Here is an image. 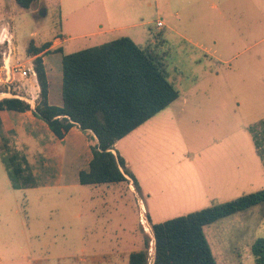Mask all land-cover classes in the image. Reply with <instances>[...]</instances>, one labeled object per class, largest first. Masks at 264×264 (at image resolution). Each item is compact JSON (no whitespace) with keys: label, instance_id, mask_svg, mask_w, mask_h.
<instances>
[{"label":"rangeland","instance_id":"1","mask_svg":"<svg viewBox=\"0 0 264 264\" xmlns=\"http://www.w3.org/2000/svg\"><path fill=\"white\" fill-rule=\"evenodd\" d=\"M122 36L163 43L180 92L117 141L138 184H75L69 167L85 155L67 160L62 176L58 158L37 152L30 158L38 186L15 188L0 149V264H128L147 238L152 263V224L264 188V0H36L28 9L0 0V65L12 46L14 59L30 66L32 39L67 54ZM57 48L44 54L48 63L60 58ZM15 87L34 108L37 79ZM12 117L0 128L1 148L5 136L23 151ZM40 138L45 147L48 134ZM77 142L82 148L84 137ZM205 232L218 264H255L250 248L264 236V202Z\"/></svg>","mask_w":264,"mask_h":264},{"label":"trees","instance_id":"2","mask_svg":"<svg viewBox=\"0 0 264 264\" xmlns=\"http://www.w3.org/2000/svg\"><path fill=\"white\" fill-rule=\"evenodd\" d=\"M25 9L36 0H16ZM165 43V39H162ZM50 41L37 45L31 40L27 52L34 57L40 87L36 106L18 97L0 99L1 111L14 110L33 114L46 122L60 139L77 126L87 134L91 157L87 168L79 171L80 184H116L135 176L126 162L113 150L118 140L168 107L179 97L170 80V56L163 43L140 45L128 36L64 54L60 102H50V84L42 54L49 52ZM97 136V139L95 136ZM3 137L1 155L15 188L38 186L33 166L22 150L12 147ZM264 202V188L194 212L152 224L154 259H149V239L144 247L129 255L128 264H218L207 238L205 227L248 210ZM255 264H264V236L251 245Z\"/></svg>","mask_w":264,"mask_h":264},{"label":"crops","instance_id":"3","mask_svg":"<svg viewBox=\"0 0 264 264\" xmlns=\"http://www.w3.org/2000/svg\"><path fill=\"white\" fill-rule=\"evenodd\" d=\"M57 47H59V43L56 42V43H53L50 48H57ZM13 54H14V52H13ZM44 54H45V52L42 54V57H43L45 65H46L47 75H48L49 84H50V92H49L50 102L59 103L60 102V89H61V84H62V53L61 52L52 53V55L60 54V58L55 59V62L51 61L50 63H48L47 59L45 58V55L47 53L45 55ZM33 59H34L33 56L30 58L28 57L27 62L28 63L29 62L34 63ZM12 60L14 62V60H15L14 57L12 58ZM15 61L19 62V60H15ZM58 69L61 71L59 73L60 81H59V84L56 85V84H53V80H52L51 75H53V72L57 71ZM31 76H34V75L30 74L27 77L20 78V80H22V79L25 80ZM34 77L37 79V75ZM37 82H38V80H37ZM39 91H40V87H39V90L36 92V94L35 93L33 94V96L35 98L38 97ZM10 114H12V116H13L12 118L17 119V120H13V127L18 133V141L25 148V150H23V151L25 152V154H26L29 162L32 164V166L34 164H33V160H31L32 158H30V157H32L35 153H37V152L39 154L44 153V154H47L48 156L52 155V156H55L56 158H58L59 163L61 165V175L63 176V174L66 173L65 168H64V164H67V162H66L67 160H69L71 163H73L85 155L84 156L85 157V159H84L85 163L83 162L82 164L76 165L75 167H69V170H71V172L75 174V175H73L75 177V180L72 183L77 184V182H79V179H77V178H79V176H78L79 171L87 168V166H88V163H89V160L91 157L90 144L91 143L94 144V141H91V143H90V140L88 139L87 134L83 133L77 126L72 127L71 130L66 134V136L64 138L60 139L54 135V133L49 129V127L45 121H43L42 119H40L39 117H37L33 114L32 110H27L25 112H18V111H14V110H11V111L10 110H3V111H1L2 124L5 123V120H6L5 117L9 116ZM29 125L32 128L31 131H29V129H28ZM33 130L38 131V134L41 137L43 134H48L50 140L45 144V147L43 144H40V142H39L41 139L40 136H34L33 135ZM43 132H45V133H43ZM1 134L2 133L0 132V135ZM82 136L84 137V144L81 148V147H79V144L77 142V138H80ZM94 136L97 139L96 135H94ZM1 139H2V137H1ZM117 143L118 142H116L115 149L113 151L116 154L117 153L120 154L118 152V150L116 149ZM0 144H1V142H0ZM55 150H57V153L54 152ZM82 150H83V152H82ZM79 152H81V153H79ZM48 158H50V157H48ZM127 177L129 178V181H127L125 183H129V184L133 183V185H135L134 180L128 175H127ZM121 183H124V182H121Z\"/></svg>","mask_w":264,"mask_h":264},{"label":"built area","instance_id":"4","mask_svg":"<svg viewBox=\"0 0 264 264\" xmlns=\"http://www.w3.org/2000/svg\"><path fill=\"white\" fill-rule=\"evenodd\" d=\"M159 27L164 25L162 20L157 22ZM4 33V32H3ZM2 43L11 44V37L9 35H5L2 39ZM13 48L9 47L8 50L3 53V63L0 65V99L6 97H18L24 99V96H21L19 91H16L15 84L20 80V78L27 77L30 74L36 76V71L34 68V64L30 63V66L24 67L19 62H13ZM141 221L145 224L144 215L141 214ZM155 244V240H154Z\"/></svg>","mask_w":264,"mask_h":264},{"label":"water","instance_id":"5","mask_svg":"<svg viewBox=\"0 0 264 264\" xmlns=\"http://www.w3.org/2000/svg\"><path fill=\"white\" fill-rule=\"evenodd\" d=\"M97 137V136H96Z\"/></svg>","mask_w":264,"mask_h":264}]
</instances>
